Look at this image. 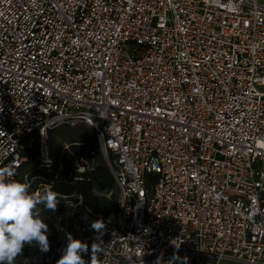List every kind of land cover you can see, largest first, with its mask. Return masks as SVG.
Wrapping results in <instances>:
<instances>
[{"label":"built area","instance_id":"built-area-1","mask_svg":"<svg viewBox=\"0 0 264 264\" xmlns=\"http://www.w3.org/2000/svg\"><path fill=\"white\" fill-rule=\"evenodd\" d=\"M258 88L264 0H0V167L16 172L38 145L46 169L47 133L84 125L118 195L107 216L58 195L60 246L45 264L66 233L90 249L97 219L99 264H264ZM74 146L60 152L73 182L96 168Z\"/></svg>","mask_w":264,"mask_h":264},{"label":"clouds","instance_id":"clouds-1","mask_svg":"<svg viewBox=\"0 0 264 264\" xmlns=\"http://www.w3.org/2000/svg\"><path fill=\"white\" fill-rule=\"evenodd\" d=\"M15 174L12 167H0V264H15L25 246L38 247L42 253L50 251L49 228L38 206L55 212L59 204L58 194L51 188L30 193V185L14 179ZM90 229L95 233L90 249L87 242L66 233L67 244L56 264H99L106 224L97 219Z\"/></svg>","mask_w":264,"mask_h":264},{"label":"trees","instance_id":"trees-1","mask_svg":"<svg viewBox=\"0 0 264 264\" xmlns=\"http://www.w3.org/2000/svg\"><path fill=\"white\" fill-rule=\"evenodd\" d=\"M61 127L64 128L66 126ZM53 133L54 130L49 131L45 140L53 164L46 169L35 168L38 162L37 155L39 152L38 145H35L31 151L24 154L26 160L22 166L16 170L14 179L23 182V177H25V175L32 178L35 183L30 185V193H34L38 184H48L58 195L67 197L71 195L80 196L86 208L97 216L101 214L102 216H107L110 213H116V204L112 205L104 198L97 195V191H107L114 188V181L108 168L96 167L92 172H86L83 175V179L80 181L73 182L69 180L68 173L71 171L72 166L66 159L60 158L61 147L55 144V140L52 136ZM86 144L78 145L80 147L78 148L77 154L84 160L89 161L91 159L89 150H93L94 147L88 148ZM58 162L62 165L61 169H59ZM86 179H90V181ZM38 210L40 211L41 218L49 228L48 239L50 242V251L42 253L38 247L25 246L23 254L16 258L15 264H45V259L50 256L55 246L58 237L57 224L60 220L62 205L59 203L55 212L45 210L42 205L38 206Z\"/></svg>","mask_w":264,"mask_h":264},{"label":"rangeland","instance_id":"rangeland-1","mask_svg":"<svg viewBox=\"0 0 264 264\" xmlns=\"http://www.w3.org/2000/svg\"><path fill=\"white\" fill-rule=\"evenodd\" d=\"M258 90L261 92H264V88L262 89L258 88ZM52 136L55 140V144L59 145L61 148L64 143L66 144L73 143L75 145H82V144L87 143L86 145L88 148L93 146L94 147L93 150L95 151V154H96L94 158L96 167H100V168L107 167V156L99 149L95 136H94V132L89 127L84 126V125L66 126L64 128L60 127L59 129L58 128L54 129V133ZM79 147L80 146H74L71 148V151L75 155H78L77 152H78ZM34 183L35 182L32 181V184ZM97 195L99 197L104 198L106 201H108L112 205L115 204L116 198L118 196L114 188L111 190H107V191H97ZM58 200H59V203L62 205V210H63L64 200L60 197H58ZM62 210H61V213H62ZM56 262H57V259L56 258L53 259V264H56Z\"/></svg>","mask_w":264,"mask_h":264},{"label":"water","instance_id":"water-1","mask_svg":"<svg viewBox=\"0 0 264 264\" xmlns=\"http://www.w3.org/2000/svg\"><path fill=\"white\" fill-rule=\"evenodd\" d=\"M59 246H60V240H57L54 247L55 249H57Z\"/></svg>","mask_w":264,"mask_h":264}]
</instances>
